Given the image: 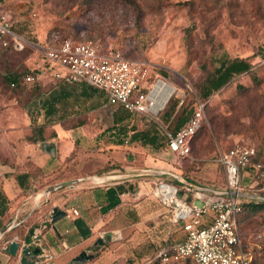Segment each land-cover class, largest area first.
Instances as JSON below:
<instances>
[{
    "label": "rangeland",
    "instance_id": "374dc122",
    "mask_svg": "<svg viewBox=\"0 0 264 264\" xmlns=\"http://www.w3.org/2000/svg\"><path fill=\"white\" fill-rule=\"evenodd\" d=\"M1 10L10 12L16 31L33 41L77 42L105 36L100 42L143 62L152 78L172 85L180 104H193L196 86L225 58L241 57L252 64L249 72L235 75L202 101L204 119L189 156L176 160L165 147L155 150L131 141L133 128L153 126L138 114L114 107L94 122L86 133L88 139L74 151L76 155L81 151L79 171L98 170L114 156L118 174L124 173L123 166L138 170L161 164L193 182L220 187L224 184L217 164L220 151L246 143L264 155V0H0ZM30 23L33 28L27 27ZM33 60L40 62L41 55L31 44L22 50L0 47V91H20L9 86L5 75L28 72ZM210 116L215 117V125ZM116 122L124 126L125 135L115 132ZM246 190L257 192L256 188ZM182 191L178 197L187 200L188 194ZM239 228L252 256L250 264H264V210L250 214Z\"/></svg>",
    "mask_w": 264,
    "mask_h": 264
},
{
    "label": "crops",
    "instance_id": "0c3cea01",
    "mask_svg": "<svg viewBox=\"0 0 264 264\" xmlns=\"http://www.w3.org/2000/svg\"><path fill=\"white\" fill-rule=\"evenodd\" d=\"M29 66L37 72L36 79L26 83V89L21 87L11 94L0 91V192L7 199L0 230L14 221L0 239V264H18L20 250L13 257L6 248L13 239L20 245L35 247L33 236L40 239L45 252L53 255L51 260H40L39 264H68L80 253L93 255L80 264H136L164 241L171 242L169 233L176 228L168 220L167 207L153 190L157 181H177L172 177L169 180L168 175H138L149 168L172 171L161 164L138 170L123 166L122 174L137 175L100 183L82 180L41 194L59 182L117 175L119 168L114 156H109L98 170L84 173L77 169L81 151L77 155L74 151L80 150V144L88 139L86 133L108 111L105 95L85 82L56 79L55 66L42 56L40 62L33 60ZM41 125L48 132L45 139L28 140L31 130ZM112 148L110 145L108 149ZM15 174H29L27 188H20ZM187 180L214 190L223 187ZM53 207L65 215L51 224ZM71 209L78 214L73 215ZM108 232H114L116 238L108 240ZM99 237L104 238L100 246L96 244Z\"/></svg>",
    "mask_w": 264,
    "mask_h": 264
},
{
    "label": "built area",
    "instance_id": "2783aa9c",
    "mask_svg": "<svg viewBox=\"0 0 264 264\" xmlns=\"http://www.w3.org/2000/svg\"><path fill=\"white\" fill-rule=\"evenodd\" d=\"M27 27L33 28V24ZM16 28L11 13L1 10V48L22 50L28 44L33 45L45 61L55 66L56 79L85 82L102 91L106 96V110L121 107L142 116L146 123L160 130L176 160L189 156L191 140L204 119L202 103H198L195 113L182 127L172 132L159 119L164 104L158 105L162 90H157V85L168 83L156 76L152 78L143 62L127 58L117 48L100 40H64L54 46L45 40H30ZM35 79V75L26 74L23 82L31 83ZM257 155L256 147L246 143H236L219 152L217 163L223 170L224 184L218 191L222 193L157 181L153 193L167 207L170 224L181 226L184 239L165 242L136 264H163L185 259H191L194 264H250L252 256L244 248L237 216L245 197L264 201V159H258ZM247 188H256L257 192H249ZM180 190L188 194L187 200L178 197ZM71 213L78 214L75 209H71ZM33 238L32 244L40 248L39 261L51 260L53 255L44 251L40 239Z\"/></svg>",
    "mask_w": 264,
    "mask_h": 264
},
{
    "label": "trees",
    "instance_id": "16d2710c",
    "mask_svg": "<svg viewBox=\"0 0 264 264\" xmlns=\"http://www.w3.org/2000/svg\"><path fill=\"white\" fill-rule=\"evenodd\" d=\"M90 1L91 0H86V2L88 3ZM100 1L102 0H97L98 3ZM104 38L105 36H89L80 41H83L86 39L103 40ZM60 43H52V45L58 46ZM251 68H252V64L245 58H241V57L225 58L224 60L220 61L218 66L212 68L207 73L203 81L196 86V97L194 100L192 98L193 104H189V103L183 104V102L180 104V100L176 96H174V94H172L159 113L160 121L163 124L167 125L168 129L171 130L172 132L177 131L195 113L198 103L203 104L202 102L203 100L207 99L212 93L226 86L235 75L249 72ZM36 72H37L36 69L31 68L28 72H16V73L10 72L9 74L5 76H6V79L10 87H11V84L13 83L14 84L13 88H21V87L26 86V83L23 82V77L26 74L36 75ZM195 101L196 103L194 104ZM210 121L212 125H215L216 120L214 116H210ZM113 126L116 127V129L114 130L115 132L117 130L116 133H118V135L119 134L122 136L125 135L126 133L125 128L121 124L119 125V122L114 123ZM152 126L153 128L148 129V130H137L133 128L130 134L131 141H138L142 145H149L153 147L155 150H158L159 148L167 147L166 142L163 136L161 135L160 130L154 124H152ZM200 128L198 129V131L200 130ZM198 131L193 136L191 140V144L193 140H195L194 138L197 135ZM47 135H48V132L46 128H44V126L41 125V126L33 128L30 132V135L27 136V139L30 141H38V140L45 139ZM119 143H122V141H120ZM257 158L263 160L264 155L260 151H258ZM181 175L185 177L183 174ZM14 177H15L16 182L20 186V188L22 189L27 188L29 184V178H30L29 174H15ZM173 183L181 185L175 181ZM6 209H7V199L0 192V216L4 214ZM261 210H264V201L258 200L257 198H250V197L244 198L242 209L237 216L239 233H240V228H239L240 222H242L250 214H253V213L255 214ZM202 225H207V223H203ZM173 226L176 229L174 230L172 228V230L170 231L169 233V237L171 238L170 241L175 242V241L183 240L184 233H183L181 226L179 224H176ZM176 235L177 237H175ZM240 237H241V234H240ZM165 242L166 241H164V243ZM244 248L246 252H249L245 244H244ZM189 261L193 262L191 259H185L183 261H172V262L163 263V264H179L181 262H185L187 264Z\"/></svg>",
    "mask_w": 264,
    "mask_h": 264
},
{
    "label": "water",
    "instance_id": "95a60500",
    "mask_svg": "<svg viewBox=\"0 0 264 264\" xmlns=\"http://www.w3.org/2000/svg\"><path fill=\"white\" fill-rule=\"evenodd\" d=\"M170 97V96H169ZM169 99V98H168ZM166 103V102H165ZM164 103V105H165ZM135 176L137 174H117V175H105V176H93V177H81V178H76L64 182H59L56 184H53L51 186H48L45 188L41 194L47 195L51 191L57 189L60 186L64 185H71L73 183L82 181V180H89L92 181L93 183H100V182H106L110 180H119V179H125L130 176ZM138 175H154V176H161V175H168L175 179L177 182L181 184L188 185L190 187H193L197 190L201 191H208V192H213V193H222V191L214 190L208 187H202L199 185H196L192 182H189L187 179H185L183 176L176 174L172 171L169 170H163V169H155V168H149V169H144L142 172H139ZM95 177V178H94ZM97 177V178H96ZM245 195V194H244ZM65 215V212L63 210H60L58 207H53L52 209V214H51V224H53L56 220L61 218L62 216ZM14 225V221H10L6 226L0 230V239L3 237V235ZM108 240H113L116 238V234L114 232H108L106 234ZM104 241V238L99 237L96 240V244L98 246L102 245ZM18 250H20L21 255H17ZM40 248L39 247H31L27 245H20V243L16 240H11L8 247L6 248V251L11 255V256H18V264H39V258H38V253H39ZM93 257L92 254H85V253H80L77 256H75L72 260L69 261L68 264H80L83 262H86L90 260Z\"/></svg>",
    "mask_w": 264,
    "mask_h": 264
},
{
    "label": "bare ground",
    "instance_id": "6f19581e",
    "mask_svg": "<svg viewBox=\"0 0 264 264\" xmlns=\"http://www.w3.org/2000/svg\"><path fill=\"white\" fill-rule=\"evenodd\" d=\"M159 89L162 90V94H160L158 105H163L165 102H167L169 96L174 91V87L172 85L159 82L157 85V90Z\"/></svg>",
    "mask_w": 264,
    "mask_h": 264
}]
</instances>
